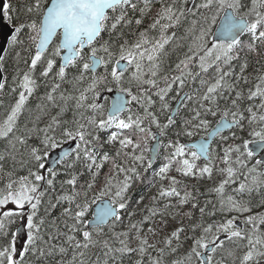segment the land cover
<instances>
[{"label": "snow or ice", "instance_id": "obj_1", "mask_svg": "<svg viewBox=\"0 0 264 264\" xmlns=\"http://www.w3.org/2000/svg\"><path fill=\"white\" fill-rule=\"evenodd\" d=\"M188 3L30 0L25 4L27 19L14 27L7 43L27 54L16 53L17 62L27 68L13 77L14 103L5 106L0 99L5 112L0 140L7 142L0 153V264H125V260L145 264V256L147 264H166V255L176 254L188 240L187 252L170 264H225L229 258L231 264H261L264 260V213H253V207H264V72L255 69V76L246 75L249 58L260 56L264 49V0H251L250 7L249 0H192V8ZM156 4L160 7L152 23L138 35L133 32V41L126 39L132 26L139 29ZM13 11L8 2L0 6L5 18L11 19ZM168 45L171 49L166 51ZM174 53L180 55L172 67L168 61ZM4 60L0 55V72ZM100 66L102 75L97 74ZM39 81L49 88L42 100L59 112L43 128L34 120L31 128L25 123L21 129L20 118L31 114L28 101L40 87ZM63 83L71 84L72 91H61ZM110 85L120 95L105 113L97 101L101 91L112 90ZM243 85L251 86L245 91ZM6 86L7 78L0 76V93ZM46 108V104L37 105L41 112ZM69 110L73 119H62ZM210 117L219 119L207 136L181 143V138L191 140L207 131ZM225 130L230 134H224ZM245 134L251 139H244ZM216 138L219 143L213 148ZM31 140L36 142L30 144ZM68 141L75 146L52 160L51 150ZM162 149L164 162L154 176L169 185L161 183L152 206H146L147 215L134 221L137 211L129 208V191L154 168ZM6 158L13 161V168L5 173ZM17 164L26 175L16 174ZM106 164L111 167L101 183ZM58 165L69 177L60 182V193L56 190ZM172 170L197 179L211 180L214 174L225 177L209 189L219 207L213 205L208 215L219 213L221 219L203 220L212 204L206 200L199 208L200 221L183 241L182 220L191 219L192 214L182 213V208L191 203L195 209L198 200L169 175ZM86 173L90 178L81 183ZM238 181L229 193L228 187ZM254 193L260 196L256 205ZM97 200L101 201L98 210L90 211ZM162 201L163 207H157ZM58 206L60 217H53ZM232 213L236 215L228 218ZM177 217H181L179 226L163 237V247L149 243L148 234L158 236ZM240 217L243 227L237 224ZM12 225H17L14 230ZM117 228L123 230L117 232ZM133 240L136 247L131 246ZM93 248L97 252L88 255ZM241 248L245 250L237 256ZM220 252L225 255L217 259Z\"/></svg>", "mask_w": 264, "mask_h": 264}, {"label": "trees", "instance_id": "obj_2", "mask_svg": "<svg viewBox=\"0 0 264 264\" xmlns=\"http://www.w3.org/2000/svg\"><path fill=\"white\" fill-rule=\"evenodd\" d=\"M7 1L11 5H13V7H14V11L10 14L11 19H9V21L13 26H17L20 22L27 19V17L24 14V8H25V4L27 2H30V0H7ZM250 6H251V0H249V7ZM159 7H160L159 4L155 5L152 12L144 18V22L140 26L139 29H137L135 27V25H133L132 30L130 32H128V34L126 35V39H128L129 41H133L135 39V36L132 34L133 32H135L138 35L139 31H142L145 28H147L148 25L150 23H152V19L155 16V12L157 9H159ZM187 7H189V3L187 5ZM189 8H192V4ZM193 10L195 11V9H193ZM138 15L139 14L137 13V16ZM218 22H219V19L217 20V23ZM213 28H215V26H213ZM25 31H27V30H25ZM21 38L25 39V40L27 39L25 35H22ZM105 39H107L106 34H105ZM209 39H212V37H209ZM244 40H245V43L249 42L247 37H245ZM170 49H171V45L166 46V51H169ZM17 52H21L22 55H27L26 53L22 52L21 47H19V46L13 47L10 44L8 45V49L6 51V54L4 55L5 60L3 62V73H4V77L7 78V86H6L5 91L3 93H0V99L4 100L5 106H8V105L14 103V100H15V95L10 94V87L12 86L13 77L16 76L18 70L20 71V73L22 75L23 71L26 70V68H27V66L24 63H18L17 62V58H16ZM102 55H104V54L98 53V56H102ZM177 55H180V54L179 53L172 54L171 55L172 58L170 57V59L168 61L172 67H174L175 62H178L177 61ZM181 57H182V55H181ZM257 60L260 61L259 64L256 63ZM58 63H59V59H58ZM249 63H250V67L248 68L246 75L251 74L252 76H255L257 74L255 72V69H260L262 72H264V49H261V55L260 56H256L255 54H253L249 58ZM108 71L109 72L111 71V65H109ZM237 71H238V69H237ZM38 72H39V68L37 70V74H38ZM103 73H104V68H103V66H100L99 69H97V74L102 75ZM127 75L128 74L126 73L125 76L127 77ZM69 79H71V74L69 76ZM255 82H256L255 80H252V84H255ZM39 83H40V87L37 88V90L35 91L33 96H31L29 98V101H28V109H29L31 114H29V112H26L20 118L19 124H20L21 129H23V127L25 125L24 123H27L28 127L31 128L33 126L32 121H34V120L36 121L37 117H39V119L36 121V125L40 128H43L47 123L50 122L51 117L56 116L57 113L59 112L58 107H55L51 103L42 100V97H44L46 91H48L49 88L45 86L43 81H39ZM250 86L251 85H243L245 91H247V88ZM110 87L112 88V90H117V88L115 86L110 85ZM61 91H72V85L69 83H63L61 85ZM104 91H108V90L105 89V90L101 91V93H103ZM185 91H188V89L185 88ZM101 93H100V95H101ZM97 102L104 105L105 113H107V110L109 107L108 97H105L101 101L98 100ZM257 102L259 103V101H257ZM57 103H59V101H57ZM42 104L47 105L46 111H44V112L37 110V105H42ZM174 107H175V102H173V108ZM4 114H5L4 109H0V120L3 119ZM90 114L91 113H85V115H90ZM61 118L64 120H72L73 119V111L72 110L67 111L66 113L63 114V116ZM161 119H163V117H161ZM218 119H219V117H216V118L210 117L211 124H210L209 129L207 131H201L198 136L193 137L191 140H188L186 138H181V143H190V142H193V141L199 139L200 136H206L207 133L216 125V122ZM224 134H230V133H229V131H226ZM101 135L106 136L107 133H102ZM243 138L244 139H251L246 134L244 135ZM167 139L168 138H165V142H167ZM35 142H36L35 140L29 141L30 144L35 143ZM218 143H219V139L216 138L213 142L212 147L215 148ZM64 144H62V145H64ZM6 147H7V142L4 140H0V153H3L5 151ZM17 147H20V146L17 145ZM105 150H108V149L106 148ZM21 151H24V149L21 148ZM164 154H165V150L162 149L161 150V157L156 162V164L154 165V168L152 170H150L148 173L144 174L142 180L136 181L129 191V195L131 197V202H130L129 208H130V210L135 209L137 211V215L132 217V220H134V221L139 220L141 218L142 214L147 215L146 206H148V207L152 206V197L156 196L158 194V190L160 188L161 183H163V185L165 187H168V185H169V181L165 180V181L161 182L159 180V178L154 176V171L158 170V168L164 162V160H163ZM17 159H19V155H17ZM67 159H71V157H69ZM2 163H3L5 173L12 170L13 161L10 158H6L5 161H3ZM197 163L202 165L203 161H199ZM252 163H254V159H253V161L250 162L249 166H251ZM58 167L61 168V174L57 177V180H56V190H57V193H60L61 192L60 182L69 178V177L64 174L62 165H58ZM110 167H111V164H106L105 167L101 170V175L99 177V181L101 183L103 182V180L105 178V174L108 172ZM16 168H17V173H16L17 175H26L27 174L26 170L20 169L18 164L16 165ZM77 170L83 171V169L79 168V167ZM151 171H152V173H151ZM169 175L175 176L178 180H180L182 182L183 185H186L187 189L189 191H191L193 193V195L197 197V200H198L197 208L193 209L191 203L184 205L182 208V213L183 212H191V214H192L191 219L184 217L182 220V223L186 229L185 233H183L181 236L182 241L184 240L185 236H191L192 235V233L190 231L191 226L200 221L201 214H200L199 208L204 206L206 200H211L212 204H209L207 206L203 220L205 222L210 223L213 220L218 221L221 219V216L219 213H217V215H215V216H209L208 215V213L213 211V205H216L217 208L219 207L216 194L214 192H209V189L216 186L219 183V181L224 179V177H221V175H216V174H214L213 179H211V180H209L207 178L197 179L195 177H182L180 174L175 172V170H172ZM89 178H90L89 175L86 173L84 176H82L80 178V182L83 183L84 181H87ZM5 179H6V177H5ZM118 179L122 180L123 176L121 175L120 177H118ZM240 179L243 180V176H241ZM238 183H239V181L236 184L229 186L227 191L230 193L232 188L238 187ZM98 187H99V185H98ZM65 190H68L67 186H65ZM197 190H198L199 194H197ZM96 194L98 195V192ZM141 197H143V200L137 206L136 202L138 200H140ZM244 199H248L247 195L244 196ZM97 201H99V200H97ZM259 201H260V196H257L254 193L253 197H252L253 204L256 205ZM164 202L165 201H162L159 205H157V207L162 208ZM172 202L176 203V198H173ZM94 205L95 204L92 205V208L90 209V211L93 210ZM65 206H67V205H65ZM141 210H144V211L141 212ZM257 212L264 213V207H253V213H257ZM60 213H61V208L58 206L55 210L52 211V216L53 217H60ZM231 215H236V214L232 213V214H230V216L228 218H231ZM245 215H248V214H245ZM157 219H158V217H157ZM242 219H243V217H240V219L237 221H241ZM175 221H176V223L180 222L181 217H177V219ZM18 223H19V221L17 222V224ZM127 223H128V220L125 219V224L127 225ZM16 226L17 225H12L11 227L14 230ZM242 227H243V225H242ZM122 230H123L122 228H117L116 231L119 232ZM197 235H199V232H197ZM98 239H103V237H98ZM241 243L244 244V243H246V241L241 242ZM190 245H191V240H188L186 243H184V247L180 248L176 254H174L172 256L166 255V258H165L166 264H170V261L172 259H178L181 256H183L187 252V250L189 249ZM175 246H176V242L173 241V247H175ZM228 247L233 248L234 245H228ZM97 250L98 249H96V248L91 249V251L88 253V255H93L94 253L97 252ZM244 250L245 249H243V248L238 249L236 251V255L241 256L243 254ZM150 251L152 252L153 256L156 255V252L154 250H150ZM70 255H71V252H69V257H70ZM224 255L225 254L223 252H220L217 255V259L222 258ZM133 258L138 259L139 257L136 256L135 254H133ZM57 259H59V257H57ZM144 259H145V264H147V256H145ZM125 264H130V262L125 260ZM225 264H231V259L230 258L227 259ZM237 264H238V261H237Z\"/></svg>", "mask_w": 264, "mask_h": 264}, {"label": "water", "instance_id": "obj_3", "mask_svg": "<svg viewBox=\"0 0 264 264\" xmlns=\"http://www.w3.org/2000/svg\"><path fill=\"white\" fill-rule=\"evenodd\" d=\"M189 1H190V4H191L192 0H189ZM5 2H7V0H0V6H2V4L5 3ZM219 23H220V20H219L218 24ZM13 30H14V27H12L11 24L9 23V21L6 20V18L2 14H0V50H2V51H0V55H4L5 54V52L7 50V47L9 45L7 43V38L12 34ZM0 76L3 77V71L0 72ZM118 95H120L118 90L106 91V92H104V93H102L100 95V100H102L104 97H108L109 98V102H110V106H111L113 104V102L116 100V97ZM125 98H127V97H125ZM215 127H216V125L213 128H215ZM226 131H228V130H225V132ZM207 135H208V133H207ZM199 139L195 140L194 142L199 141ZM74 146H75V142L74 141H69V142L65 143L64 145H62L61 148H57V149L52 150L51 151V159L52 160H56L58 158L59 154L61 153V151H70L71 148H73ZM250 147H251V145H250ZM100 204H101V201L99 200L94 205L92 212L97 211L98 210V206ZM237 224H240V226H241V222H237ZM261 264H263V263L261 262Z\"/></svg>", "mask_w": 264, "mask_h": 264}, {"label": "rangeland", "instance_id": "obj_4", "mask_svg": "<svg viewBox=\"0 0 264 264\" xmlns=\"http://www.w3.org/2000/svg\"><path fill=\"white\" fill-rule=\"evenodd\" d=\"M257 101H259V100H257ZM257 101H255V102L258 103ZM216 175H218V174H216ZM221 177H224V176H221ZM9 207H13V206L10 204ZM157 220H159V218ZM237 222H241V221H237ZM153 226L154 227H160L159 224H156V225H153ZM177 226H179V224L176 223V221H170L168 227L164 228V231L163 232H160L158 236L152 237L151 234H148V236H149V243L155 242L156 243V246L158 248L163 247V243H162L163 237L167 236L170 233V231L174 230ZM147 227H148V225L145 226V233H147ZM131 246L132 247H136V241L135 240H133ZM262 262H264V260H262Z\"/></svg>", "mask_w": 264, "mask_h": 264}, {"label": "bare ground", "instance_id": "obj_5", "mask_svg": "<svg viewBox=\"0 0 264 264\" xmlns=\"http://www.w3.org/2000/svg\"><path fill=\"white\" fill-rule=\"evenodd\" d=\"M171 58H172V57H171ZM181 58H182V57H181ZM98 69H99V68H98ZM104 92H106V91H104ZM104 92H103V93H104ZM101 94H102V93H101ZM99 100H100V99H99ZM100 101H101V100H100ZM109 107H110V103H109ZM109 107H108V109H109ZM34 111H35V110H34ZM32 115H33V114H32ZM29 116H30V115H29ZM47 117H48V116H47ZM36 121H37V120H36ZM24 124H25V123H24ZM30 125H31V124H30ZM151 173H152V171H151ZM97 202H98V201H97ZM97 202H96V203H97ZM96 203H95V204H96ZM241 227H242V225H241Z\"/></svg>", "mask_w": 264, "mask_h": 264}]
</instances>
